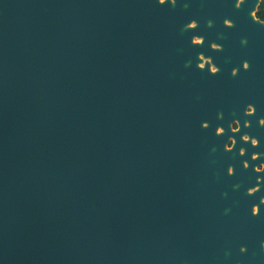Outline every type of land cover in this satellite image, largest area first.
<instances>
[{
    "label": "water",
    "instance_id": "water-1",
    "mask_svg": "<svg viewBox=\"0 0 264 264\" xmlns=\"http://www.w3.org/2000/svg\"><path fill=\"white\" fill-rule=\"evenodd\" d=\"M146 13L0 0V264L215 260L206 183L231 176L201 152L194 93L172 88Z\"/></svg>",
    "mask_w": 264,
    "mask_h": 264
},
{
    "label": "flooded vegetation",
    "instance_id": "flooded-vegetation-1",
    "mask_svg": "<svg viewBox=\"0 0 264 264\" xmlns=\"http://www.w3.org/2000/svg\"><path fill=\"white\" fill-rule=\"evenodd\" d=\"M164 2L139 0L146 14L165 26V35L156 40L171 56L172 88L194 93L203 129L201 152L214 155L211 163L227 174L233 168L230 178H219L215 170L218 178L206 183L216 192V257L203 264H264V126L259 124L264 119V0ZM192 21L195 29L187 27ZM194 37L203 44L194 45ZM214 64L216 74L208 70ZM249 105L255 109L252 115L246 114ZM221 127L224 133L217 135ZM254 154L259 155L254 159ZM254 205L258 215L252 214Z\"/></svg>",
    "mask_w": 264,
    "mask_h": 264
},
{
    "label": "clouds",
    "instance_id": "clouds-1",
    "mask_svg": "<svg viewBox=\"0 0 264 264\" xmlns=\"http://www.w3.org/2000/svg\"><path fill=\"white\" fill-rule=\"evenodd\" d=\"M172 2L175 3V0H172ZM159 3H160V4H164L165 2H164V0H159ZM237 7H239V5H237ZM187 27H188L189 29H195V28L197 27V23H196V21H192L190 24L187 25ZM192 43H193L194 45H198V44H199V45H202V44H203L202 42H198V41L195 39V37L193 38ZM198 67H199V69L202 68V66L200 65V63H199V65H198ZM243 68H244L245 70H247V69L249 68V64H248L247 62H245V63L243 64ZM204 69H205V68H204ZM208 70H209L210 73H212V74H216V73H218V71H219L218 67H217L215 64L212 65L211 67H208ZM237 72H238L237 69H233V73H232V74L235 76V75L237 74ZM254 112H255L254 107L251 106V105H249V106L247 107V109H246V114H248V115H252ZM259 124L262 125V126H264V119H261V120L259 121ZM203 127L207 128V127H208V124L205 123V124L203 125ZM223 133H224V129H223L222 127L217 129V135H222ZM249 137H250L249 135H245V136L243 137V140H244L245 142H247V141L249 140ZM256 143H257V139L251 137V144H252V145H256ZM225 148H226V150L231 151L232 146H231L230 144L227 143V144L225 145ZM258 155H259V154H254V155H253V158L255 159L256 156H258ZM262 167H264V166H262ZM232 169H233V168H231V167L228 169V174H229V175H232V174H233ZM255 171H256L257 173H260V172H261V168H256ZM256 188L258 189V187H256ZM258 190H259V189H258ZM261 203H264V199L261 200ZM259 211H260L259 206H255V205H254L253 208H252V214H253V215H258V214H259Z\"/></svg>",
    "mask_w": 264,
    "mask_h": 264
}]
</instances>
